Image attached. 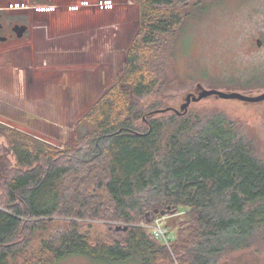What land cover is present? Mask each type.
<instances>
[{"label": "trees", "instance_id": "1", "mask_svg": "<svg viewBox=\"0 0 264 264\" xmlns=\"http://www.w3.org/2000/svg\"><path fill=\"white\" fill-rule=\"evenodd\" d=\"M137 1L140 27L124 69L78 121L75 140L60 148L0 122V264L70 255L215 264L264 244V154L254 137L222 111L178 114L158 111L161 99L140 100L165 82L188 13L183 0ZM182 211L172 246L157 244L144 224ZM89 219L106 222V233L93 238Z\"/></svg>", "mask_w": 264, "mask_h": 264}, {"label": "rangeland", "instance_id": "2", "mask_svg": "<svg viewBox=\"0 0 264 264\" xmlns=\"http://www.w3.org/2000/svg\"><path fill=\"white\" fill-rule=\"evenodd\" d=\"M183 1L182 8L188 13L186 30L168 60L165 82L157 93L141 98L142 103L146 106L161 99L163 108L181 109L190 92L199 94L204 89L250 95L263 92L264 48H256L252 41L264 25V0ZM202 6L209 9L202 13ZM0 11L8 14L4 16L7 24L31 26L24 38L0 42V122L33 136L41 132L44 135L39 138L63 148L75 140L77 120L123 71L140 27V4L137 0H0ZM98 61L104 68H94L92 63ZM189 109L226 113L242 124L264 154V100L246 102L212 95L193 101ZM54 117L61 121L49 119ZM5 143L0 135V153ZM183 213L167 214L171 229L179 227ZM88 222L85 229L93 238L97 232L106 233V222ZM60 223L51 225V231ZM42 244L36 237L33 247L39 249ZM164 261L168 260L160 259ZM52 264L118 263L70 255ZM120 264L140 262L131 259ZM215 264H264V244L228 251Z\"/></svg>", "mask_w": 264, "mask_h": 264}, {"label": "water", "instance_id": "3", "mask_svg": "<svg viewBox=\"0 0 264 264\" xmlns=\"http://www.w3.org/2000/svg\"><path fill=\"white\" fill-rule=\"evenodd\" d=\"M1 25L2 23L0 21V26ZM27 29H28L27 24H22V25L16 24L14 26V31L17 33L18 37H22L27 31ZM6 39L7 37L0 35V41H5ZM212 95H216L218 97L225 98V99H240L246 102H258V101L264 100V91L256 95H250V94H244L240 92H224V91H220L217 89H204L199 94L190 92L186 97V101L181 105V109H177L174 107H167V108L159 109L158 111L174 110L178 114L186 113L189 109V106L191 105L193 101H200L203 98H206ZM163 214H165V212H163ZM117 229L126 230L128 229V226L123 227L119 225L117 226Z\"/></svg>", "mask_w": 264, "mask_h": 264}, {"label": "flooded vegetation", "instance_id": "4", "mask_svg": "<svg viewBox=\"0 0 264 264\" xmlns=\"http://www.w3.org/2000/svg\"><path fill=\"white\" fill-rule=\"evenodd\" d=\"M6 15L8 14L5 11H0V21L2 23V25L0 26V35L7 37L5 41H0V42H7L15 38H24L26 34L31 31V26L29 23L14 22V23L7 24L4 20V16ZM16 24H21V25L27 24L28 25V29L22 37H18L17 33L14 31V26ZM252 45L258 49L264 48V25L257 31V35L254 37L252 41Z\"/></svg>", "mask_w": 264, "mask_h": 264}, {"label": "built area", "instance_id": "5", "mask_svg": "<svg viewBox=\"0 0 264 264\" xmlns=\"http://www.w3.org/2000/svg\"><path fill=\"white\" fill-rule=\"evenodd\" d=\"M104 7H110L108 5H103ZM148 229L152 237L160 240L164 245L170 247L172 240L175 237L174 231L167 223V215L163 214L158 216L153 222L149 224H144Z\"/></svg>", "mask_w": 264, "mask_h": 264}, {"label": "crops", "instance_id": "6", "mask_svg": "<svg viewBox=\"0 0 264 264\" xmlns=\"http://www.w3.org/2000/svg\"><path fill=\"white\" fill-rule=\"evenodd\" d=\"M96 38H98V35H96L95 36ZM94 40V38L92 39V40H90V41H93ZM102 63L103 62H100V61H98L97 63H92V64H94L93 66H94V68L95 69H97V68H104L103 66H102ZM95 69H93V70H95ZM101 71V70H100ZM95 103V102H94ZM93 103V104H94ZM59 116H60V114H58ZM37 118L39 119L40 118V115L39 116H37ZM50 120H52L53 122H57V121H61V117H58V118H56V117H54V118H49ZM49 120V121H50ZM77 121H80V120H77ZM41 131H42V129H41ZM43 132H44V130H43ZM38 135H44V134H41V132H39L38 133ZM38 135H36L37 137H39Z\"/></svg>", "mask_w": 264, "mask_h": 264}]
</instances>
